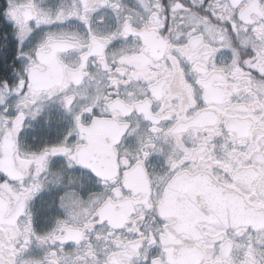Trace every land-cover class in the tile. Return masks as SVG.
Segmentation results:
<instances>
[{"label":"snow or ice","instance_id":"obj_1","mask_svg":"<svg viewBox=\"0 0 264 264\" xmlns=\"http://www.w3.org/2000/svg\"><path fill=\"white\" fill-rule=\"evenodd\" d=\"M0 264H264V0H0Z\"/></svg>","mask_w":264,"mask_h":264}]
</instances>
